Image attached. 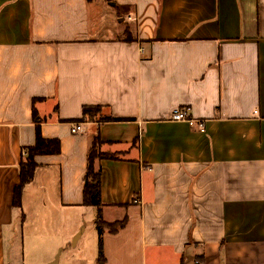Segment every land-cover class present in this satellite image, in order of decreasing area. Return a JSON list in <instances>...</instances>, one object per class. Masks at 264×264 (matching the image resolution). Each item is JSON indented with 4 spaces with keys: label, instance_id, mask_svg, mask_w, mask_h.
Wrapping results in <instances>:
<instances>
[{
    "label": "crops",
    "instance_id": "obj_1",
    "mask_svg": "<svg viewBox=\"0 0 264 264\" xmlns=\"http://www.w3.org/2000/svg\"><path fill=\"white\" fill-rule=\"evenodd\" d=\"M83 106L117 121L71 134ZM37 125L57 152L17 208ZM94 135L102 220L126 218L105 264H264V0H0V264L51 263L77 232Z\"/></svg>",
    "mask_w": 264,
    "mask_h": 264
},
{
    "label": "trees",
    "instance_id": "obj_2",
    "mask_svg": "<svg viewBox=\"0 0 264 264\" xmlns=\"http://www.w3.org/2000/svg\"><path fill=\"white\" fill-rule=\"evenodd\" d=\"M125 41L130 42L132 39L125 38ZM37 100L32 101L33 105V117L37 118V114L34 110V104ZM57 109H55V112ZM102 108L99 106H83L81 109L80 121H70L80 123L84 119L89 121H117L109 117H99ZM102 143L97 135L91 137L89 150L87 154V168L86 174L83 182V205L95 208L100 210L102 203L100 199V169L97 167V161L112 158L108 155H105L102 150ZM50 152H57V144L49 143L43 140L40 135V128L36 126V138L35 143L32 147L25 149V156L21 159L19 164V184L14 188L13 191V206L20 208L21 207V196L23 189L32 179L33 173L35 171L36 165L34 158L40 155H46ZM126 224V218L121 219L120 221H115L112 223L104 222L99 216L95 219V228L98 235L97 243V256L95 263L96 264H105V257L103 254V244H102V234L104 230H107L111 234L117 233L121 230Z\"/></svg>",
    "mask_w": 264,
    "mask_h": 264
},
{
    "label": "rangeland",
    "instance_id": "obj_3",
    "mask_svg": "<svg viewBox=\"0 0 264 264\" xmlns=\"http://www.w3.org/2000/svg\"><path fill=\"white\" fill-rule=\"evenodd\" d=\"M102 116V113H99V117ZM100 217L101 219H104V216L102 215L101 210H96L94 208H91L90 210H87L82 217L81 220L83 221L81 225L79 226L77 232L71 237L70 241V234H71V224L70 222L65 225L64 232L67 235V239L65 243H61L60 248L57 250V253L60 251L59 256V264H65L66 260L67 262L70 261H79L78 263L81 264H94L97 256V241H98V235L95 228V219L97 217ZM81 231L79 240L77 242V246H72L73 238ZM69 241V243H68ZM56 253V254H57ZM77 263V264H78ZM69 264V263H67Z\"/></svg>",
    "mask_w": 264,
    "mask_h": 264
},
{
    "label": "built area",
    "instance_id": "obj_4",
    "mask_svg": "<svg viewBox=\"0 0 264 264\" xmlns=\"http://www.w3.org/2000/svg\"><path fill=\"white\" fill-rule=\"evenodd\" d=\"M170 119L174 122H184L189 127H196L197 130L201 133H204L205 127L204 123L201 120L192 119L190 117V111L188 108H176L172 111ZM82 131L81 123L73 122L70 124L71 134H78ZM193 264H203L200 261H194Z\"/></svg>",
    "mask_w": 264,
    "mask_h": 264
},
{
    "label": "water",
    "instance_id": "obj_5",
    "mask_svg": "<svg viewBox=\"0 0 264 264\" xmlns=\"http://www.w3.org/2000/svg\"><path fill=\"white\" fill-rule=\"evenodd\" d=\"M81 231L73 238L72 241V246L75 245V243L77 242L78 238L80 237ZM59 256H60V251L56 254V256L54 257L53 261L51 263L48 264H58L59 263Z\"/></svg>",
    "mask_w": 264,
    "mask_h": 264
}]
</instances>
